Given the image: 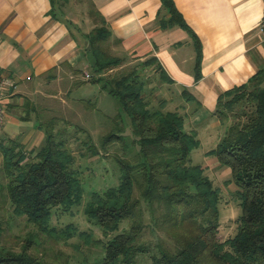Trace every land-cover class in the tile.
Returning a JSON list of instances; mask_svg holds the SVG:
<instances>
[{
  "label": "trees",
  "instance_id": "trees-1",
  "mask_svg": "<svg viewBox=\"0 0 264 264\" xmlns=\"http://www.w3.org/2000/svg\"><path fill=\"white\" fill-rule=\"evenodd\" d=\"M162 1L170 13L163 26L183 24L173 0ZM109 36L108 26L96 22L86 36L87 52L96 79L103 81L129 115L140 154L132 158L116 155L119 186L97 196L85 209V215L103 233H113L95 264H136L139 254L149 252V264H264V71L224 91L217 102L218 116L228 122L211 153L220 165L231 168L241 209L237 232L222 240L217 204L220 188L213 187L204 169L190 161L191 151L198 145L196 135L183 130L178 113L148 107L137 69L125 68L122 58L109 53ZM114 68L118 72L107 74ZM55 120L41 122L44 143L34 154L11 144L1 148L4 195L12 213L25 216L37 232L29 234L20 251L1 248L0 264H66L59 254L37 244L46 242L45 236L61 235L48 225L53 210L81 192L71 167L74 155L55 140ZM113 121L101 137L103 147L122 142L120 114ZM88 146L92 155L99 153L95 146ZM134 187L148 202L149 225L144 223ZM124 220L128 226L119 231ZM146 227L156 234L154 244L141 240ZM165 239L173 243L167 245Z\"/></svg>",
  "mask_w": 264,
  "mask_h": 264
},
{
  "label": "crops",
  "instance_id": "crops-1",
  "mask_svg": "<svg viewBox=\"0 0 264 264\" xmlns=\"http://www.w3.org/2000/svg\"><path fill=\"white\" fill-rule=\"evenodd\" d=\"M173 4L183 24L163 26L170 13L162 0H0V166L2 146L35 153L44 143L46 116L68 114L60 106L70 105L64 96L71 82L96 76L86 36L103 21L110 31L106 48L122 66L157 61L164 77L151 104L178 113L183 130L196 135L193 150L201 147L203 162L192 164L218 170L222 165L211 152L227 125L216 112L218 98L264 71V0ZM90 66L94 77H85Z\"/></svg>",
  "mask_w": 264,
  "mask_h": 264
},
{
  "label": "rangeland",
  "instance_id": "rangeland-1",
  "mask_svg": "<svg viewBox=\"0 0 264 264\" xmlns=\"http://www.w3.org/2000/svg\"><path fill=\"white\" fill-rule=\"evenodd\" d=\"M134 64L137 66L135 68L138 80L143 83V93L147 103L156 102L155 87L160 81V77H164L161 67L153 58L134 62ZM85 69L94 77L93 67ZM116 72L118 69L114 68L107 71V74L112 75ZM96 77L79 84L71 82L70 96H64L70 105L60 106V109L68 114L65 117L54 116L56 119L53 130L55 140L64 143V147L73 153L74 162L71 167L81 186V192L79 196L71 198L67 205L56 207L48 222L50 227L64 235H60L57 237L58 239L53 236L52 238L45 236L46 242L42 243L41 241L37 244H40L41 248L48 247L51 252L59 254V258L66 264H95L101 259L104 252L103 245L113 233L107 235L103 233L97 223L88 219L85 209L97 196H103L108 190H114L119 186L121 182L120 168L115 156L125 155L132 158L140 154V145L133 133L129 115L121 109L118 99L104 88L103 81ZM149 84H152L151 88L148 87ZM147 88L148 91H146ZM150 108L156 109L154 104H151ZM118 114H120L123 128L121 132L122 144L119 141H114L109 146L103 147L101 137L112 128L113 119ZM46 117L45 120L50 121L51 116ZM226 127L227 125L224 127V131ZM88 143L95 146L99 153L92 155ZM200 148L193 150V153L190 154L191 162H203ZM208 169L204 173L211 179L213 187L220 188L217 204L220 222L219 238L223 240L234 236L238 229L236 219L241 213V209L239 200L235 196L236 185L232 179L231 168L227 165L220 166L218 170ZM5 182L6 178L0 171V249L20 251L28 241L29 234L36 233L37 229L26 220L25 216L12 213L10 202L4 195ZM134 197L140 200L144 223L151 224V211L148 202L139 195L135 187ZM127 226V221H122L119 231ZM157 234L162 235L160 232ZM155 235L146 227L141 240L154 244ZM171 241L169 243L165 239L167 245H171L173 243ZM50 251L48 253H51ZM149 253L139 254L136 264H149Z\"/></svg>",
  "mask_w": 264,
  "mask_h": 264
},
{
  "label": "built area",
  "instance_id": "built-area-1",
  "mask_svg": "<svg viewBox=\"0 0 264 264\" xmlns=\"http://www.w3.org/2000/svg\"><path fill=\"white\" fill-rule=\"evenodd\" d=\"M260 30L263 32L264 35V12L261 16V20H260ZM90 75L88 73L85 74V77H89ZM5 118V106L2 102V99L0 98V125L3 122Z\"/></svg>",
  "mask_w": 264,
  "mask_h": 264
}]
</instances>
